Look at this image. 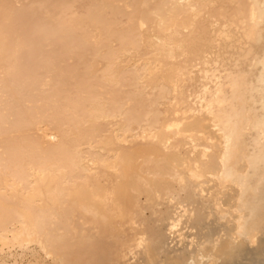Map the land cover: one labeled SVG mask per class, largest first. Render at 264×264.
Here are the masks:
<instances>
[{"label":"bare ground","instance_id":"1","mask_svg":"<svg viewBox=\"0 0 264 264\" xmlns=\"http://www.w3.org/2000/svg\"><path fill=\"white\" fill-rule=\"evenodd\" d=\"M38 35L70 55L74 43L119 44L99 57L111 63L105 89L119 86L117 61L154 49L131 95L72 103L62 132L0 129L11 166L0 264H72L90 251L103 264L104 240L112 264H264V0H93ZM55 59L37 68L51 73ZM19 72L11 96L36 83Z\"/></svg>","mask_w":264,"mask_h":264},{"label":"rangeland","instance_id":"2","mask_svg":"<svg viewBox=\"0 0 264 264\" xmlns=\"http://www.w3.org/2000/svg\"><path fill=\"white\" fill-rule=\"evenodd\" d=\"M92 2L93 0H0V120L3 122L0 126L1 131L6 132L16 124L26 122L30 123L31 139L35 140V138H40V136L46 138L52 136L54 133L63 131L64 127H62V124L67 122L66 119L68 120L70 118L69 109L72 103L78 102L80 99H90L93 95L95 97L98 96L97 98L101 97V99L105 101H110L112 99L117 100L127 97L134 92L135 83L133 77L138 70L137 67L142 61L152 57L150 52L154 48L139 49L140 51L134 55V58L126 54L130 57L129 60L128 57H122L121 60L117 61V63L114 64V69L117 71V74L119 73V86L115 89H105L102 85L103 72H106L109 65H111V63L107 65V61L105 62V60L109 58L107 55L119 50V44L111 43L106 45L105 49L107 48V50H104L105 44L95 47V44L92 43L89 46L86 45V47L83 44L81 46L80 44L74 43L73 45L75 47H72L75 50L73 51V55H70L65 54L67 52H65L64 49H59L61 45L59 46L56 43L57 47L54 43L39 41L40 36H36V30L39 27L49 28L59 19L84 15ZM63 6L69 9L66 13L61 12ZM49 44L51 45L49 46ZM108 48L111 49V51L113 50V52ZM95 49L103 50L100 52V50L97 51ZM92 50H95L96 53L94 51L92 52ZM51 55L56 58L53 67H51V73H47L42 69L41 71L37 68V64L45 62ZM94 56L95 58L92 59ZM36 57L38 59H36ZM97 57L98 59H96ZM99 57H106L107 59L101 60ZM14 60H16L17 63ZM30 62H32V65ZM15 63L17 67L14 65ZM179 64L183 65L182 63ZM18 68L21 73L30 71L32 80H36V85H27L29 88L32 87L31 89L27 88L25 85L23 89L15 93L14 96H11L6 89L9 86L13 87L11 79L16 72H19ZM132 74L133 76H131ZM93 77L96 78L94 79ZM99 78L102 80L100 81ZM86 85L87 88H90V91L87 93H85ZM91 86L94 88L92 89ZM100 88H102V90ZM111 89L113 91H111ZM96 92L98 93L96 94ZM28 151L27 154L29 155H27V159L33 154L31 149ZM0 166V176L5 174V176L0 177V181L2 182L5 177H7L6 175L11 166L8 158L1 151ZM1 186L2 184H0V187ZM3 191L0 193L8 196L6 191ZM104 236L107 238L108 235L106 234ZM104 241L102 244H104L103 247L107 251L104 250L106 254H104L105 259L103 261L105 263L103 264H112L116 259V254L113 249L114 245L110 240L109 242L111 244L108 240ZM97 243L94 249L100 246V243ZM92 252L90 251L86 254L73 253L71 257L73 261L79 258L81 260H79L78 263L72 264H98L99 262L92 260L95 259V254ZM6 260L8 259L6 258Z\"/></svg>","mask_w":264,"mask_h":264}]
</instances>
